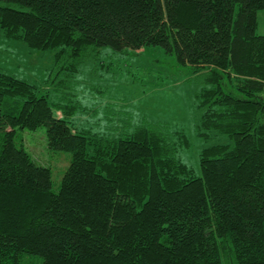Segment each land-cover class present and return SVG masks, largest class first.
<instances>
[{
    "label": "trees",
    "instance_id": "16d2710c",
    "mask_svg": "<svg viewBox=\"0 0 264 264\" xmlns=\"http://www.w3.org/2000/svg\"><path fill=\"white\" fill-rule=\"evenodd\" d=\"M261 10L264 0H0V34L55 51L56 88L103 47H159L203 75L197 132L218 141L197 175L179 157L191 145L182 132L103 118L86 128V108L0 71V264H264ZM43 127L48 149L71 155L57 191L52 169L17 145L20 130Z\"/></svg>",
    "mask_w": 264,
    "mask_h": 264
},
{
    "label": "rangeland",
    "instance_id": "374dc122",
    "mask_svg": "<svg viewBox=\"0 0 264 264\" xmlns=\"http://www.w3.org/2000/svg\"><path fill=\"white\" fill-rule=\"evenodd\" d=\"M257 34L264 35V10L258 12ZM55 51L29 48L24 42L5 38L0 34V71L49 90L51 100L77 104L88 110L86 121L77 114L80 124L99 131V118L105 125L117 129L140 123H160L171 132H182L191 141L181 148L179 157L197 175L200 174V155L204 148L218 143L198 136L197 97L204 87L203 75L179 66L173 57L159 47L135 52H114L109 47L92 50L79 65L78 72L69 78L65 71L56 88L47 83L55 68ZM63 84V85H62ZM56 117H63L55 110ZM17 145H23L34 160L53 172L55 190L70 164V154L50 151L45 128L37 131L20 130ZM40 262V260H39ZM224 264H232L225 262Z\"/></svg>",
    "mask_w": 264,
    "mask_h": 264
}]
</instances>
